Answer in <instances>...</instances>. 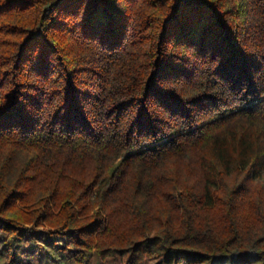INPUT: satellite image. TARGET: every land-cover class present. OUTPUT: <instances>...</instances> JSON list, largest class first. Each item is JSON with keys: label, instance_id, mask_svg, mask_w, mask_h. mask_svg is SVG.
<instances>
[{"label": "trees", "instance_id": "trees-1", "mask_svg": "<svg viewBox=\"0 0 264 264\" xmlns=\"http://www.w3.org/2000/svg\"><path fill=\"white\" fill-rule=\"evenodd\" d=\"M0 264H264V0H0Z\"/></svg>", "mask_w": 264, "mask_h": 264}]
</instances>
